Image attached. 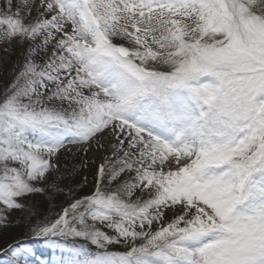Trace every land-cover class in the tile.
<instances>
[{
    "label": "snow or ice",
    "instance_id": "snow-or-ice-1",
    "mask_svg": "<svg viewBox=\"0 0 264 264\" xmlns=\"http://www.w3.org/2000/svg\"><path fill=\"white\" fill-rule=\"evenodd\" d=\"M0 264H264V0H0Z\"/></svg>",
    "mask_w": 264,
    "mask_h": 264
},
{
    "label": "rangeland",
    "instance_id": "rangeland-1",
    "mask_svg": "<svg viewBox=\"0 0 264 264\" xmlns=\"http://www.w3.org/2000/svg\"><path fill=\"white\" fill-rule=\"evenodd\" d=\"M3 53L0 52V55H2ZM16 233H10L5 239H11L13 236H15ZM5 239H0V247H3L5 244Z\"/></svg>",
    "mask_w": 264,
    "mask_h": 264
},
{
    "label": "trees",
    "instance_id": "trees-1",
    "mask_svg": "<svg viewBox=\"0 0 264 264\" xmlns=\"http://www.w3.org/2000/svg\"><path fill=\"white\" fill-rule=\"evenodd\" d=\"M9 241L11 240V239H8ZM5 245V244H4Z\"/></svg>",
    "mask_w": 264,
    "mask_h": 264
}]
</instances>
